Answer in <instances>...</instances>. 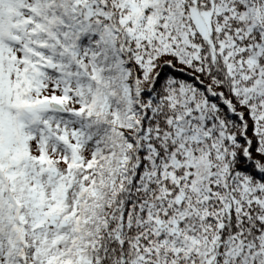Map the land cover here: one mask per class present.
Here are the masks:
<instances>
[{
  "label": "snow or ice",
  "instance_id": "obj_1",
  "mask_svg": "<svg viewBox=\"0 0 264 264\" xmlns=\"http://www.w3.org/2000/svg\"><path fill=\"white\" fill-rule=\"evenodd\" d=\"M0 264H264V0H0Z\"/></svg>",
  "mask_w": 264,
  "mask_h": 264
}]
</instances>
